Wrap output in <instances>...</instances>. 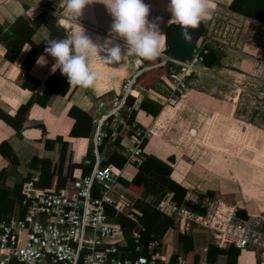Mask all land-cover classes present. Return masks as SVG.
Here are the masks:
<instances>
[{"label": "crops", "instance_id": "crops-1", "mask_svg": "<svg viewBox=\"0 0 264 264\" xmlns=\"http://www.w3.org/2000/svg\"><path fill=\"white\" fill-rule=\"evenodd\" d=\"M150 1L148 19L162 23L166 36L168 27L172 25L169 23L172 19L168 10L169 0ZM59 4L60 0H0V112L14 116L30 98L38 97L26 111L20 134L0 117V219L22 214V197L16 199L14 187L20 186L30 173L46 178L45 172L51 174L50 185L46 187H57V183L65 186L74 178L90 173L94 161V129L86 116L92 117L98 113L99 101L106 105L101 112L108 110L119 98V80L131 77L141 67L140 62L136 61L138 56L132 51V63L129 62L125 42L111 33L113 18L103 3L97 0L86 6L76 23L62 14ZM219 10L231 19L247 24H244L241 42L228 45L225 39L214 35L210 44L218 49L219 65L208 66L210 76L202 78L197 82L199 84L189 85L174 105H164L163 102L169 89L168 81L166 84V80H162V76L155 71L144 73L149 69L143 70L139 74L140 81L134 85L133 109L136 112L133 125L127 123V115L123 117L128 110L126 107L115 121L117 126H121L120 131L119 128L112 130L110 137L99 148L101 163L110 165L117 173V186L112 195L115 202H121L124 206L116 210L128 217L130 212L140 214L130 198H138L142 188L136 185L134 190H130L124 181L132 180L138 173L139 166L129 160L128 155L141 139L137 135H140L138 130L144 129L154 133L141 146L143 159L150 157L145 164L146 173L165 174V168L158 162L169 167V177L180 185V191H185L184 194L178 193L183 201H200L205 210L206 204L218 198L235 206L239 216L264 214V131L233 118L240 107L235 106L232 98L235 93L231 87L233 81L241 80L243 75L255 69L253 57L257 54V42L264 34V0H211L209 12L202 21L204 37L211 35L215 21L211 17L218 15L215 12ZM80 26L98 45L103 46L111 38L121 46L122 56L126 55L112 65L101 62L98 57L93 58L92 67L100 74L94 86L88 89L69 88L62 95L61 91L68 84L67 78L60 76L57 70L53 72L55 61L45 53L47 45L44 39L66 38ZM13 37L20 45L19 52L15 51L14 45L6 44V38ZM38 48L40 50L29 70V77L23 80L21 63L33 58ZM164 54L163 50L159 56L162 61ZM104 55L101 52V56ZM160 65L165 67L164 64ZM47 89L52 94L45 104H41L45 100L42 95ZM192 90L200 92L197 96L205 97V103L195 100ZM145 97L162 104L157 116L153 117L138 107ZM182 101L192 105L197 115L192 119L179 114L182 116L176 127L171 119ZM71 107L76 108L72 109L70 115ZM14 122L20 123L16 119ZM189 130L193 134L190 141L186 136ZM228 130L234 132L230 143L226 142ZM118 134L121 137L116 141ZM193 141L200 146V153L191 145ZM218 146L228 152H220ZM239 164H247L249 169H242ZM172 199V194H168L166 200L177 205ZM178 207L197 215L205 213L195 212L183 203ZM168 210L158 208L149 220V224H152L158 213H162L172 222L160 237V263L176 264L179 258H183L188 264H193L197 257V264H260L264 260L259 252L250 249L237 248L235 254L236 247L218 243L213 232L194 222L188 221L185 226L178 214H171ZM108 220L119 228L108 239L109 242L124 245L118 222L111 217ZM179 233L191 236V243H188L190 250L186 255L183 242L178 239ZM134 235L137 234L134 232ZM217 248L221 250L216 251Z\"/></svg>", "mask_w": 264, "mask_h": 264}, {"label": "built area", "instance_id": "built-area-1", "mask_svg": "<svg viewBox=\"0 0 264 264\" xmlns=\"http://www.w3.org/2000/svg\"><path fill=\"white\" fill-rule=\"evenodd\" d=\"M212 40L211 35L204 37L202 34L184 60L164 54L159 65L169 61L179 67L176 71L171 70L164 105H174L189 85L199 84L197 82L202 78L210 76L205 58L211 51ZM256 52L254 71L231 84L235 93L233 101L240 107L233 118L263 132L264 34L257 42ZM136 61L141 67L124 79L119 98L104 112L101 110L106 105L99 101L98 113L92 115L94 161L90 173L74 178L61 188L40 187L38 175L22 183V214L0 219V264H158L157 240L149 242V256L139 254L134 259L122 256L116 245L108 240L119 228L108 221L106 206L113 205L120 210L124 205L113 198L117 173L110 165L101 164L99 148L109 137L108 129L116 130L115 121L125 107L126 98L134 95L136 78L152 67L144 66L140 59ZM138 131L141 139L128 157L140 164L143 160L141 141L148 139L152 132L149 129ZM161 208L178 214L185 226L190 221L210 230L222 245L257 251L264 259L263 213L242 217L235 206L218 198L205 205L204 214L197 215L168 200L162 202ZM135 216L134 212L129 213L132 219ZM176 264L188 262L179 258ZM260 264H264V260Z\"/></svg>", "mask_w": 264, "mask_h": 264}, {"label": "clouds", "instance_id": "clouds-1", "mask_svg": "<svg viewBox=\"0 0 264 264\" xmlns=\"http://www.w3.org/2000/svg\"><path fill=\"white\" fill-rule=\"evenodd\" d=\"M97 0H60L59 8L64 16L76 23L82 16L86 6ZM103 3L113 18L111 33L125 42L129 51L143 60L157 59L166 48V36L160 32L156 22H150L148 17L150 6L144 0H99ZM211 0H169L168 10L172 14L170 24L182 27L186 41L192 37L189 29H195L206 18ZM159 20V18H156ZM47 55L54 59L53 72L59 69L67 78L70 88H92L100 74L93 69V58L112 65L124 59L121 46L110 38L103 46L95 43L85 30L79 29L63 39L46 37ZM110 45V46H109ZM101 52L105 55L101 56ZM43 58V57H41ZM39 62V61H38Z\"/></svg>", "mask_w": 264, "mask_h": 264}, {"label": "trees", "instance_id": "trees-1", "mask_svg": "<svg viewBox=\"0 0 264 264\" xmlns=\"http://www.w3.org/2000/svg\"><path fill=\"white\" fill-rule=\"evenodd\" d=\"M230 6H231V9L234 10V6H232V4ZM242 12H244V11H242ZM6 44L11 45V46L14 45L15 48L14 47L13 48L15 49L16 52L20 51V45L17 44V38H14V37H13V39L6 38ZM10 47L8 50H10ZM210 48H211V51H210L209 55H207L205 58V65L206 66L219 65L220 54H218V49H215L213 47H210ZM39 50H40V48H38V51L34 55L33 58H29V60L31 59L30 61L28 60L27 63L26 62L21 63V67H22V71H23V73H22L23 74V80L28 79L29 70L34 63L35 58L37 57ZM164 53L168 54L167 48L164 49ZM7 55L9 56L10 54L7 53ZM10 56L12 57V59L14 58V56H12V55H10ZM138 58L141 60V62L144 66H152L151 68H149V70L145 71L144 73H147L150 71L151 72L155 71L158 73V75L160 74L159 76H162V80H166V84L168 81V85H169V76H170L171 70L176 71L179 69V67L176 64H173L172 62H169V61H167L165 63V67L159 65V63H161V61H162L161 57H158L157 59H155L153 61L143 60L140 57H138ZM57 71H58V74L61 76L59 69H57ZM140 75H138V77L136 78V83L140 81ZM49 88L52 89V87H49ZM69 88H70L69 84H67L66 89L62 90L61 94L65 95L66 92L69 90ZM51 92L52 91L50 89L45 90V92L42 95V97H44L45 100H44V102L42 101L41 104H45V102H47V100L50 98V96L52 94ZM36 98H38V97L33 96L32 98H30V100L25 105H22L18 109L17 113L14 116L9 115L8 113H1L0 112V117L3 118L9 125H11L16 130L17 133L20 134V130L22 127L21 125H22L23 120L25 119L26 111L29 108V106L33 102H35V100H37ZM134 102H135V97L128 96L126 98L125 107L121 110V113H122V111L126 107L128 108V110H129V108H131L129 113H127L128 110L125 113L123 112L124 113L123 117H124V115H127V123L129 125H133V122L135 119V112L136 111H135V109H133ZM138 107L140 109L144 110L147 114H150L153 117H155L161 111L162 104L145 97L141 100ZM73 108H76V107H71V109L69 110L70 115L72 113ZM86 117L89 120V123H91L92 117H90V116H86ZM15 119L20 121V123L15 124V122H14ZM111 120H112V118H111ZM120 127L121 126H119V125L117 126V128H119V131L121 129ZM108 133H109V137H110V135L112 134V130L108 129ZM128 133H129V131H128ZM131 134H132V132H131ZM137 135L141 138V136L138 133H137ZM109 137H107L106 139H108ZM120 137L121 136L118 134L115 138L116 141H119ZM146 140L147 139L144 138L141 141L140 146H142V144H144ZM142 157H143V153H142ZM148 158H150V157H147L146 160L143 159L142 163L137 164L134 160L129 159V157H128L129 160L134 161L139 166V170H138V173L135 175V177L132 180L124 181V185L130 190L131 189L134 190L136 185H140L142 188V191L140 192V196L138 198H135V199L130 198V201H132L131 203L133 204V206H135L137 208V210L140 212V214L136 215L135 219H132V218L128 217V215L123 214V213L117 211L116 209H114L113 206H111V205L106 206L107 218L111 217L118 222L119 227L122 230L123 236H124L125 244L122 245L120 243L119 244L117 243L116 247H117L118 251L122 254V256L131 258V259H134L139 254H147L149 256L150 253L148 254V244L152 240H157L159 242V247H157L156 250L157 251L160 250L161 244H162L160 237L162 236L164 231L168 227L171 226L172 222H171L170 218L167 217V215L162 214V213H158L157 219L152 224H149V220L155 214V212L158 210V208L161 207L162 202L166 201L168 194H172V198H173L172 200H174V202L178 206H179V204L183 203L186 207L190 208L191 210H193L195 212L204 213V211H205L204 208L201 207L200 201H199V203H192L191 201L190 202L189 201H183V198L180 197L178 193L184 194L185 191L184 192L180 191V189H181L180 185L169 177V174H170L169 167L164 166L161 162H158L165 168V174L161 175V174L155 173V172H147L146 173L145 164H146V161L148 160ZM45 174L47 175V178L42 176L41 174L38 175L36 173H34V174L30 173V175L27 176V178L24 181H27L28 179H30L34 175H38L39 178L41 179V181L39 183L40 187L45 188L46 186L50 185V178H51V174H48V172L47 173L45 172ZM63 185L64 184L57 183V188H61V186L63 187ZM21 186H22V184L20 186L18 185L16 187H14L16 199H19V200L21 199V197H23V195L21 193ZM134 232L137 235H134ZM178 239L183 242V245H184L183 246V252L186 255L187 252H189V250H190L188 248V243H191L190 242L191 236L188 234L179 233ZM138 248H140V249H138ZM218 250H221V249L217 248L216 251H218ZM237 252H238V249L235 248V254H237ZM197 259H198V257L195 258V261L193 264H197ZM213 263H214V261H213ZM158 264H160L159 261H158Z\"/></svg>", "mask_w": 264, "mask_h": 264}, {"label": "rangeland", "instance_id": "rangeland-1", "mask_svg": "<svg viewBox=\"0 0 264 264\" xmlns=\"http://www.w3.org/2000/svg\"><path fill=\"white\" fill-rule=\"evenodd\" d=\"M151 1L150 0H144L145 4H149L151 6ZM154 9V8H153ZM218 15H214L211 17V19H214V23H213V28L211 30V36L213 37L214 35H218L219 37H221L222 39H225V41L227 42L228 45H232V42L234 43V45H237L238 43L241 42L243 34H244V24L246 23H240L237 22L235 19H231V17H229L226 13H224L223 11L219 10L218 12H215ZM159 25V29L160 32L162 34H164V32L162 31L163 29V24L160 23ZM247 25V24H246ZM129 62L132 63V57H131V52L129 51ZM125 78V76H124ZM123 79L119 80V84L122 87L123 84ZM136 85V84H135ZM135 87V86H134ZM190 89V88H189ZM192 95H194V99L197 101H201L202 103H205V97H200L197 96V93L199 94L200 92L196 91V90H192ZM204 99V100H203ZM179 100V99H178ZM177 100V101H178ZM201 104V103H199ZM186 115L187 117H191L192 119L194 118V116H196V112L194 111V107L192 105H186L183 101L181 102V104L175 109V115L172 117V122L173 124L178 127L179 123H180V118L182 115ZM170 126V125H169ZM171 127V126H170ZM154 136V133H152ZM234 134L233 130H228L226 135L228 136V139L226 140V142L230 143V137ZM189 136V141L191 139V136L193 135L191 133V131L189 130V132H186V136ZM188 139V138H187ZM188 141V143H189ZM189 144H187V146H189ZM191 145H193L194 149L200 153L201 149L200 146L198 145V143H196V141H193V143H191ZM221 146H218V150L221 152L225 151L228 152L224 149V147L221 149ZM215 153V152H213ZM224 162H227L226 160ZM240 165V164H239ZM246 165V166H245ZM247 164H241L240 167L242 169H249L247 168ZM234 167H236V164H234ZM258 171V174H261V171L256 169Z\"/></svg>", "mask_w": 264, "mask_h": 264}, {"label": "water", "instance_id": "water-1", "mask_svg": "<svg viewBox=\"0 0 264 264\" xmlns=\"http://www.w3.org/2000/svg\"><path fill=\"white\" fill-rule=\"evenodd\" d=\"M204 29L205 26L203 22H201L195 29L190 28L188 31L192 39L190 42H188L183 37V30L180 25H170L166 32V48L169 57L173 59L184 60L192 50V47L195 45L197 40L201 37Z\"/></svg>", "mask_w": 264, "mask_h": 264}]
</instances>
